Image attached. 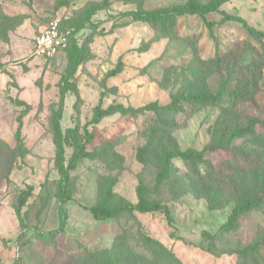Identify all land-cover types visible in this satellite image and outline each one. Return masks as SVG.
Instances as JSON below:
<instances>
[{
    "label": "rangeland",
    "instance_id": "374dc122",
    "mask_svg": "<svg viewBox=\"0 0 264 264\" xmlns=\"http://www.w3.org/2000/svg\"><path fill=\"white\" fill-rule=\"evenodd\" d=\"M101 1L0 0V264H264V200L241 214L233 229L219 231L231 208L253 198L264 179V131L229 138L249 117L264 116V38L221 19L238 15L264 32V0L224 2L205 15L217 22L212 30L197 14L178 16L166 27L122 16L186 0H109L87 18L88 7ZM55 19L85 55L68 78L75 90L64 93L62 104L68 50L47 56L34 46L38 32ZM119 56L122 70L107 77ZM104 85L102 107L165 105L181 92L214 99L178 101L177 110L114 112L88 125L93 136L87 141L83 124ZM16 101L28 105L23 154L14 138L23 107ZM60 106L62 130L77 129L66 160L81 144L89 155L70 171L66 224L49 238L35 230L58 226L52 122ZM207 144L239 149L247 158L222 148L205 153L207 166L173 158L168 175L157 181L165 151ZM28 183L32 194L21 209L27 228L18 238L14 208ZM140 183L149 199L170 208L173 227L161 211L93 218L88 207L95 203L136 202Z\"/></svg>",
    "mask_w": 264,
    "mask_h": 264
},
{
    "label": "trees",
    "instance_id": "16d2710c",
    "mask_svg": "<svg viewBox=\"0 0 264 264\" xmlns=\"http://www.w3.org/2000/svg\"><path fill=\"white\" fill-rule=\"evenodd\" d=\"M228 0H208V1H201V0H186L183 4L177 5L172 9H168L165 7L156 8L153 10H129L122 13V16H130L132 20L137 21H144L151 24L161 25L163 27L171 26L178 16L183 14H197L204 19V24L207 26L209 30L216 25V21L206 19L205 15L209 12L218 11L220 6ZM109 0H102L100 3L92 4L87 9V18L96 10L103 9L107 7ZM221 20H234L240 22L246 30L254 35V36H261L264 38V32L256 30L254 27L249 26L246 21L238 16V15H231L227 14L222 17ZM80 28V25L76 27V29ZM67 40L68 44L65 50H68V67L67 72L63 76L62 84L60 86L61 92V104H62V97L64 93L68 90H75V87L71 81H69V77L74 74L78 65L84 60L85 55L81 46H79L76 41L70 40L68 33ZM123 68V61L121 56H119L115 66L110 69L106 76H115L118 74ZM106 93V86L99 92L97 103L93 108V114L84 124H83V132L85 134L86 140L89 141L92 138V132L88 130V125L95 124L99 122L102 118L114 113L118 112L120 114H127L132 112H137L139 110H159L162 108L170 109V110H177L179 109L178 101L187 102V103H197L203 100H212L214 97H204L201 94H192L189 92H181L177 96L174 97L173 101L165 105H161L156 101H150L142 106L133 107V106H125L122 103H110L106 107H102V100ZM17 104L23 105V107L19 110L18 114L16 115L15 119L17 121L16 129L14 132V138L19 144V149L21 154L24 153V148L22 146V136H21V128H22V118L28 112V105L26 103H19L16 101ZM61 106L59 107L58 111H56L53 122H52V129H53V142H54V163L57 168L58 172V181L56 184V191L55 195L57 200L60 203L58 208V226L55 229L42 231L38 228L35 230V234L38 236L54 238L57 234L64 230V226L66 224V220L68 217L67 214V207L65 206L66 202L70 200V195L68 192V185L70 180V171L74 169L76 162L89 155V151L86 149L84 144H81L78 147L74 148L73 153L71 154L69 160H66L65 157V148L73 146V140L75 137V133L77 131L76 127H68L65 131L62 130L60 126L59 119L61 117ZM257 128H261L264 131V116L257 117L251 116L246 121L245 125L236 127L234 130L231 131L229 134V138L233 139L235 137L241 136H250L253 135ZM218 148H222L227 150V152L231 153L233 156H238L245 158L246 155L241 150L233 148V147H222L218 144H207L203 146L201 149H196L193 147H189L186 149H170L164 152L163 159H162V168L157 172V181H162L170 171V164L173 158H179L184 161H198L205 166L208 165V160L205 158V153L210 150H216ZM33 186L32 184H26L23 189L20 190L16 206L14 208V213L16 218L19 222L20 232L18 238H21L25 234V229L27 228V224L24 220L22 207L25 205L27 198L32 194ZM146 185L140 183L137 186V201L130 202L124 201L118 203L114 206L105 205L102 203H95L88 207L91 215L95 219H108L111 217H116L120 213L127 211V212H139V213H147V212H156L161 211L164 213L167 224L170 227H173V217L170 208L165 204L159 201H155L149 199L146 195ZM264 200V179L262 182V188L259 192H257L253 198L246 199L243 202L236 203L230 210V213L223 222L220 227L219 231L226 232L235 227L236 221L238 220L241 214L252 209L254 206L260 204ZM202 234L207 238H214V235L203 231ZM150 244L153 246L161 247V245L153 240L148 239ZM25 240L22 244H25ZM261 242L264 243V236L261 239ZM163 251L165 249L161 247ZM170 255V253H167ZM171 256V255H170ZM13 264H19V260L16 259ZM107 264H112L108 262Z\"/></svg>",
    "mask_w": 264,
    "mask_h": 264
},
{
    "label": "built area",
    "instance_id": "2783aa9c",
    "mask_svg": "<svg viewBox=\"0 0 264 264\" xmlns=\"http://www.w3.org/2000/svg\"><path fill=\"white\" fill-rule=\"evenodd\" d=\"M68 44L67 35L59 28L58 21L51 20L34 38V46L39 53L54 56L65 49Z\"/></svg>",
    "mask_w": 264,
    "mask_h": 264
}]
</instances>
